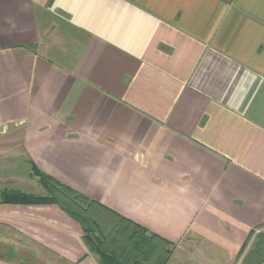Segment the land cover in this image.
I'll return each mask as SVG.
<instances>
[{
	"label": "crops",
	"instance_id": "obj_1",
	"mask_svg": "<svg viewBox=\"0 0 264 264\" xmlns=\"http://www.w3.org/2000/svg\"><path fill=\"white\" fill-rule=\"evenodd\" d=\"M19 161L166 264H241L264 234V0H0V264H101L86 220L7 186Z\"/></svg>",
	"mask_w": 264,
	"mask_h": 264
},
{
	"label": "trees",
	"instance_id": "obj_2",
	"mask_svg": "<svg viewBox=\"0 0 264 264\" xmlns=\"http://www.w3.org/2000/svg\"><path fill=\"white\" fill-rule=\"evenodd\" d=\"M53 182L56 186L49 190L48 196H32L31 199L35 202L56 203L83 223L86 220L89 243L98 254L101 264H166L172 250L163 247L156 251L157 245L154 247L151 244L154 240L158 241L155 236L131 226L134 235L129 237L125 229L128 224L120 217L108 215L106 206L56 180ZM16 194L22 195V199L28 198ZM243 264H264V234L257 237Z\"/></svg>",
	"mask_w": 264,
	"mask_h": 264
},
{
	"label": "rangeland",
	"instance_id": "obj_3",
	"mask_svg": "<svg viewBox=\"0 0 264 264\" xmlns=\"http://www.w3.org/2000/svg\"><path fill=\"white\" fill-rule=\"evenodd\" d=\"M9 171H10V175H12L14 179L19 178L21 180V181L15 180L14 182L10 181V183L7 184L9 188H21L22 190L28 191V192L29 191L37 192L40 189V193H38V195H35V196L46 197L48 196L49 190L51 188H54V186H56V183L53 182V180L47 178L43 174L36 172L32 168H28V165L26 163L20 164V161L18 163V166L11 165L9 168ZM22 181H24V183H21ZM60 188L62 189V187ZM126 229L129 230L130 232L129 227H126ZM151 244L154 247L157 245L155 249L156 251L159 249H162L163 247L166 249V246L159 241L154 240L153 243ZM245 257L241 264L244 263Z\"/></svg>",
	"mask_w": 264,
	"mask_h": 264
}]
</instances>
